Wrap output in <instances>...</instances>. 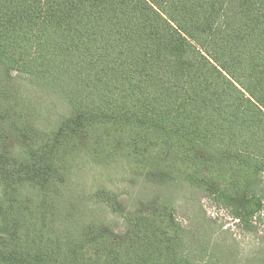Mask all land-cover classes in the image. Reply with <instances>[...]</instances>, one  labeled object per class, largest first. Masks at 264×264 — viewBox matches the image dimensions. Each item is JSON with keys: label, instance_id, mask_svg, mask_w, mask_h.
Wrapping results in <instances>:
<instances>
[{"label": "trees", "instance_id": "obj_1", "mask_svg": "<svg viewBox=\"0 0 264 264\" xmlns=\"http://www.w3.org/2000/svg\"><path fill=\"white\" fill-rule=\"evenodd\" d=\"M83 161L153 196L81 195ZM179 188L264 216V0H0V264H227Z\"/></svg>", "mask_w": 264, "mask_h": 264}, {"label": "rangeland", "instance_id": "obj_2", "mask_svg": "<svg viewBox=\"0 0 264 264\" xmlns=\"http://www.w3.org/2000/svg\"><path fill=\"white\" fill-rule=\"evenodd\" d=\"M83 166L72 178L73 190L81 195L91 193L104 185L116 191L127 207L137 204L138 200L151 198L153 190L142 185H131L121 168L113 172L105 171L89 162H80ZM146 188V189H145ZM175 203V217L185 228L190 242H199L228 255L227 264H245L264 244V216L256 220L253 231L245 230L221 207L190 188H179L169 193ZM88 206L82 197L81 207ZM106 210V209H105ZM98 210L95 213L115 230L121 229V220L109 211Z\"/></svg>", "mask_w": 264, "mask_h": 264}]
</instances>
